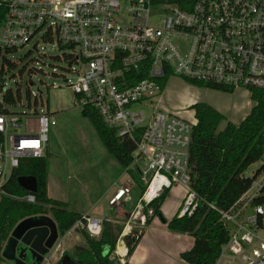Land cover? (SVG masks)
Segmentation results:
<instances>
[{"label":"built area","instance_id":"2783aa9c","mask_svg":"<svg viewBox=\"0 0 264 264\" xmlns=\"http://www.w3.org/2000/svg\"><path fill=\"white\" fill-rule=\"evenodd\" d=\"M35 38L70 50L77 78L69 86L78 104L94 107L119 138L135 141L129 167L146 186L137 213L146 205L153 214L149 205L180 185L178 214L191 216L200 204L190 167L198 119L192 106L162 104L161 80L178 76L206 90L244 89L250 96L264 88V0H0V189L27 159L47 156L58 125L49 109L23 120L7 107L14 101L6 99L9 56ZM253 182L227 210L212 205L230 232L216 264H264V203L255 201L264 174ZM137 186L130 175L108 203L130 200ZM25 199L34 202L35 195ZM72 228L96 239L104 219L83 215ZM119 246L114 252L125 264L129 251Z\"/></svg>","mask_w":264,"mask_h":264},{"label":"trees","instance_id":"16d2710c","mask_svg":"<svg viewBox=\"0 0 264 264\" xmlns=\"http://www.w3.org/2000/svg\"><path fill=\"white\" fill-rule=\"evenodd\" d=\"M15 65V62H9L11 68ZM167 82L168 79L161 80L163 88ZM189 83L205 87L200 82L190 80ZM6 99L12 100V93L6 95ZM250 99L254 102L253 107L239 124L230 121L208 102L192 105L198 123L193 129L190 149L191 184L198 193L200 204L191 216H179L177 213L168 220L161 209L167 195L165 191L149 205L153 208V214L146 220L147 224H151L154 217L165 219L171 232L188 234L194 238L193 246L182 252L181 261L174 264L217 263L223 246L230 240V232L228 224L212 205L227 210L252 187L253 181L264 171L262 166L252 177L246 175L247 170L264 156V88L252 89ZM82 113L93 123L107 151L115 156L123 168L128 169L131 177L144 191L146 186L139 183V171L129 167L133 161L135 141L119 138L117 128L102 120L94 107H86ZM47 156L27 159L0 189V257H3L2 251L13 229L30 216L50 213L57 222L60 236L83 218L81 213L70 210L68 204L49 197ZM22 175L36 177L37 191L26 190L19 185L18 177ZM29 193L35 195L34 202L25 199ZM255 201L257 204L264 203V185ZM148 208H145L146 214ZM123 229L120 225L106 221L101 237L95 239L84 233L87 246L64 252L56 264H122L113 253ZM132 249H129V253Z\"/></svg>","mask_w":264,"mask_h":264},{"label":"rangeland","instance_id":"374dc122","mask_svg":"<svg viewBox=\"0 0 264 264\" xmlns=\"http://www.w3.org/2000/svg\"><path fill=\"white\" fill-rule=\"evenodd\" d=\"M70 54L68 48L35 38L23 48L10 54L9 57L16 65L5 71L4 79L14 99L7 106L10 112L21 115L23 120L26 117L34 118L42 109H49L55 114L58 125L51 130V153L47 151L49 183L54 188L53 195L56 199L65 198L66 202L75 207L76 203L89 204L90 200L94 201L98 197L88 198L90 193L101 188L97 183L98 173L101 174L108 167L109 171L115 169L116 177L119 178L123 166L112 153L107 151L93 123L83 115V108L78 104V97L69 86L77 78V73L69 68ZM205 90L194 84L189 85L185 80L175 76L166 83L161 102L170 109L175 107L177 109L178 106L187 107L188 104L184 100L189 99L190 96L194 98L199 96L200 99L198 98L197 102L213 104L234 123H239L253 107L248 90ZM262 166H264V156L247 170L246 175L252 177ZM263 174L264 171L257 181L263 177ZM139 183L143 185L141 176H139ZM166 191L167 195L162 204L163 215L170 218L180 207L184 191L180 187ZM141 194V187L138 185L133 192L134 202H137ZM1 195L0 191V198ZM107 201L106 197L101 203L105 205L106 213L109 214L112 210L110 211ZM135 206L136 204L129 207L125 216L122 215L120 218L125 224L112 222L124 229L130 222L131 230L139 234L144 231L147 226V217H152V214L145 213L146 205L138 213ZM47 215L52 217L50 213ZM103 219L104 224L109 221ZM157 223L155 226L158 228L152 227V230L147 231L148 236L145 241H142L144 246L152 251L147 264L177 263L180 260L181 251L189 249L190 243L186 241L192 237L188 234L186 236L190 237L187 238L170 234L161 226V220ZM80 230L82 232L77 235L85 239L86 236H83V233L87 234V232L84 229ZM52 251L53 249L50 253ZM113 256L117 258L115 252ZM0 264L17 263L0 257ZM25 264H33L31 257ZM34 264L37 262L35 261Z\"/></svg>","mask_w":264,"mask_h":264},{"label":"crops","instance_id":"0c3cea01","mask_svg":"<svg viewBox=\"0 0 264 264\" xmlns=\"http://www.w3.org/2000/svg\"><path fill=\"white\" fill-rule=\"evenodd\" d=\"M207 90H205V91H207ZM208 91H211V90L209 89ZM198 98L200 99L199 96H196V98L190 96L189 99L184 100L188 104L186 106L187 107H191L193 104H195L197 102V100H199ZM252 103L254 104L253 101H252ZM183 107H185V106H178L177 108H183ZM214 107L217 110H219L222 114H224L218 107H216V106H214ZM192 110L195 112V110L193 108H192ZM250 110L241 118V120H243L246 117V115L250 112ZM241 120H240V122H241ZM239 123H235V124H239ZM48 152L51 153V145L49 147ZM119 166H120L119 168L122 169L121 165H119ZM47 171H48V168H47ZM97 177H98L97 178L98 179L97 183H98V185L101 188L98 191H96V192L94 191L93 193H90L88 195V198H90V197L92 198L93 196L94 197L98 196L94 201L90 200V202H88L89 204H82L81 205L80 203H76L77 205L75 207H72L68 202H66L65 198L61 197L59 199L58 198L56 199L54 197V195H53L54 188L49 183V171H48V185H47L48 195L52 199H55L57 201L64 202V203L68 204L70 210L75 211L77 213L79 212L82 215H89V216H93V217L97 216V217H100L102 219L105 218V219H107V220H109L111 222L112 221H114V222L117 221L119 223H124L120 219V218H122V215L125 216V212L129 209V207H132V205L137 204V202H134L135 199H134V196H133V192L136 190L137 187L131 193V199L130 200L122 201L123 202L122 204L116 205V206H113V205L110 206V203H108V202H109L111 196L117 190V188L119 186L125 184L127 182V180L129 179L130 174L128 172V169L123 168L122 171L119 174V178H117L115 169L113 171H109L108 167H107V168L104 169V171L101 174L98 173ZM177 187L182 188L180 185H176V188ZM182 190L184 191L183 188H182ZM106 197H107V200H108L107 203L109 205V209H110V211L112 210V212L109 213V214L106 213L105 205H102V203H101L103 200H105ZM181 204H180V206H181ZM161 209H162V212H163V205H162ZM179 209H180V207L177 209V211L170 218H168V217H166V218L168 220H171L178 213ZM158 220H160V218L154 217V219L152 220L151 224H147V226L145 227L144 231H142V232H140L138 234L139 236L137 237L136 242L132 246V248H133L131 250L132 252H130L129 255L125 259L128 263H130V264H147V262L149 260V257H150V254H151L152 251H150V249L148 247L144 246V243H142V241L143 240L145 241L146 236H148L147 231L152 230V227H153V229L154 228H158V227L155 226V224L158 222ZM161 221H162V219H161ZM130 226H131V224H130ZM161 226L163 227L164 230H167L168 233H170V234L180 235V236H184L186 238L190 237V236H186L187 234L171 232L169 229H167V224L164 223L163 221H162ZM81 232L82 231L80 229L72 228V229L68 230L65 234L60 236V240L58 241V243L56 245L58 247L57 248L55 247L53 249V251L51 253H49L50 255L47 256L46 260H44V262L41 263V264H45V263L52 264V261H53V264H56L62 259V257H63L62 255H64V252H70L75 247L87 246L86 237H85V239H83V237L81 235H77V234H79ZM134 232L135 231H133V230H126V228L123 229V232L120 234L122 236L118 240V243H117V246H119V244H122V246L120 245L118 247V249L119 248L120 249H122V248L125 249L123 246L127 247V239L129 238V234H133ZM181 240L183 241L182 237H181ZM187 242L190 243L189 244V249H190L193 246V244H194V238L192 237V239H190L189 241H186V243ZM186 250H188V249L182 250L181 253L186 251ZM181 253H180V260L179 261H181ZM179 261L177 263H179ZM33 264H34V262H33ZM152 264H154V263H152ZM172 264H174V263H172Z\"/></svg>","mask_w":264,"mask_h":264},{"label":"water","instance_id":"95a60500","mask_svg":"<svg viewBox=\"0 0 264 264\" xmlns=\"http://www.w3.org/2000/svg\"><path fill=\"white\" fill-rule=\"evenodd\" d=\"M4 81L3 79L1 80ZM22 188L37 191V179L33 175L18 177ZM165 222V219H162ZM57 222L49 215L30 216L13 229L3 251L4 258L17 264H25L31 257L33 262L43 263L60 240ZM139 235L134 232L127 239L128 250L132 248ZM40 263V264H41ZM64 264V263H62Z\"/></svg>","mask_w":264,"mask_h":264},{"label":"bare ground","instance_id":"6f19581e","mask_svg":"<svg viewBox=\"0 0 264 264\" xmlns=\"http://www.w3.org/2000/svg\"><path fill=\"white\" fill-rule=\"evenodd\" d=\"M118 250H119L120 252H122V253L125 252V249H123V248H122V249L119 248Z\"/></svg>","mask_w":264,"mask_h":264}]
</instances>
